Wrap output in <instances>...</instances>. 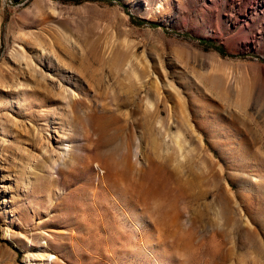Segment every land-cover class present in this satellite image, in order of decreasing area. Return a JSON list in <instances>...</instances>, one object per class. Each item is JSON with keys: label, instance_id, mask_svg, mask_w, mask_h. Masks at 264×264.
Wrapping results in <instances>:
<instances>
[{"label": "rangeland", "instance_id": "374dc122", "mask_svg": "<svg viewBox=\"0 0 264 264\" xmlns=\"http://www.w3.org/2000/svg\"><path fill=\"white\" fill-rule=\"evenodd\" d=\"M0 264H264V0H0Z\"/></svg>", "mask_w": 264, "mask_h": 264}, {"label": "trees", "instance_id": "16d2710c", "mask_svg": "<svg viewBox=\"0 0 264 264\" xmlns=\"http://www.w3.org/2000/svg\"><path fill=\"white\" fill-rule=\"evenodd\" d=\"M207 43H211L212 46L216 47L218 50H220L223 53H226V49L224 48L223 45L217 44L216 42H208L207 40H202Z\"/></svg>", "mask_w": 264, "mask_h": 264}]
</instances>
